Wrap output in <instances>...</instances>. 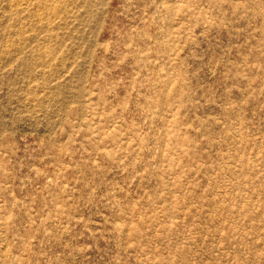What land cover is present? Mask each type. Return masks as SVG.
Listing matches in <instances>:
<instances>
[{
    "label": "rangeland",
    "instance_id": "rangeland-1",
    "mask_svg": "<svg viewBox=\"0 0 264 264\" xmlns=\"http://www.w3.org/2000/svg\"><path fill=\"white\" fill-rule=\"evenodd\" d=\"M21 2L0 264H264V0Z\"/></svg>",
    "mask_w": 264,
    "mask_h": 264
},
{
    "label": "bare ground",
    "instance_id": "bare-ground-1",
    "mask_svg": "<svg viewBox=\"0 0 264 264\" xmlns=\"http://www.w3.org/2000/svg\"><path fill=\"white\" fill-rule=\"evenodd\" d=\"M23 2H24V1H23ZM20 3H22L21 0H20Z\"/></svg>",
    "mask_w": 264,
    "mask_h": 264
}]
</instances>
